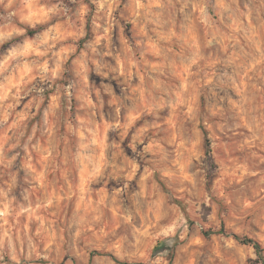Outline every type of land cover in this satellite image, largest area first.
Wrapping results in <instances>:
<instances>
[{"label": "clouds", "instance_id": "9594fccd", "mask_svg": "<svg viewBox=\"0 0 264 264\" xmlns=\"http://www.w3.org/2000/svg\"><path fill=\"white\" fill-rule=\"evenodd\" d=\"M0 264H264V0H0Z\"/></svg>", "mask_w": 264, "mask_h": 264}]
</instances>
